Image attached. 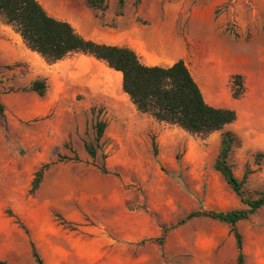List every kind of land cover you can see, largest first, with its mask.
Wrapping results in <instances>:
<instances>
[{
  "label": "rangeland",
  "instance_id": "374dc122",
  "mask_svg": "<svg viewBox=\"0 0 264 264\" xmlns=\"http://www.w3.org/2000/svg\"><path fill=\"white\" fill-rule=\"evenodd\" d=\"M38 1L75 28L86 20L85 0ZM106 2L95 17L113 43L143 64L183 60L206 102L237 121L204 140L157 122L109 81L118 74L105 63L73 54L47 65L0 17V259L35 264L34 246L44 264H237L229 226L186 218L246 208L214 169L225 131L241 141L229 163L246 197L264 191V0ZM234 74L245 80L240 100ZM36 80L43 97L29 89ZM238 230L244 264H264V207Z\"/></svg>",
  "mask_w": 264,
  "mask_h": 264
},
{
  "label": "trees",
  "instance_id": "16d2710c",
  "mask_svg": "<svg viewBox=\"0 0 264 264\" xmlns=\"http://www.w3.org/2000/svg\"><path fill=\"white\" fill-rule=\"evenodd\" d=\"M123 4L124 0H120V5ZM85 5L97 12L98 18L99 13L107 8L106 0H85ZM0 17L15 30L27 49L40 56L47 65L56 64L73 54H81L119 72L122 76V91L135 109L150 115L157 122L175 126L192 137L204 140L237 121L238 114L234 109L219 108L206 102L200 86L183 60H178L170 67L144 65L131 48L99 44L83 38L69 22L51 16L38 0H0ZM29 89L43 97L45 81L36 80ZM245 89L244 77L232 75V99L240 100ZM105 127L103 122L95 126L97 142L103 137ZM240 145L241 141L235 133L223 132L214 169L246 208L227 212H195L186 219L203 217L229 226L238 251L237 264H244L243 238L238 224L264 207V191L259 192L256 199L246 197V178L239 180L234 174L229 158L232 150ZM84 148L91 159L96 158L97 151L93 144L85 143ZM50 166L46 164L35 173L31 194L39 189L44 173ZM58 218L62 225H69L60 216ZM32 256L35 264H44L34 246ZM0 264L10 263L0 259Z\"/></svg>",
  "mask_w": 264,
  "mask_h": 264
},
{
  "label": "crops",
  "instance_id": "0c3cea01",
  "mask_svg": "<svg viewBox=\"0 0 264 264\" xmlns=\"http://www.w3.org/2000/svg\"><path fill=\"white\" fill-rule=\"evenodd\" d=\"M85 14L87 16L85 22L83 24H81L78 28H75L73 26L76 29V31L83 38H85L87 40H91V41L99 43V44H106V45H112V46H118V47H125V46H121V45H117V44L113 43L114 34H113L112 30L110 28H104V27H102L100 25V23L98 22V19L95 17L96 13H94L93 10L85 8ZM64 21H66V20H64ZM67 22L70 23V21H67ZM223 55L224 56L227 55V57H225V58L229 59V53L228 52H226V53L224 52ZM173 64H171L169 66H160V67H170ZM144 65L156 66V65H152V64H150L148 62H145ZM117 74H118V76L121 75L119 72H117ZM53 143L54 142H51V143L49 142L48 144L49 145H54Z\"/></svg>",
  "mask_w": 264,
  "mask_h": 264
},
{
  "label": "bare ground",
  "instance_id": "6f19581e",
  "mask_svg": "<svg viewBox=\"0 0 264 264\" xmlns=\"http://www.w3.org/2000/svg\"><path fill=\"white\" fill-rule=\"evenodd\" d=\"M237 58V57H236ZM240 58V57H239ZM238 60V59H237ZM236 60V61H237ZM235 61V60H234ZM117 73V72H116ZM113 77V76H112ZM116 77V76H115ZM120 78H121V75H119V78H118V76H117V79H114L113 78V80L111 79V80H109V81H112V82H116L117 83V86H118V89L120 90L121 89V81H120ZM105 79H107V78H105ZM108 85V84H107ZM117 86H115V87H117ZM112 89H113V87H112Z\"/></svg>",
  "mask_w": 264,
  "mask_h": 264
}]
</instances>
